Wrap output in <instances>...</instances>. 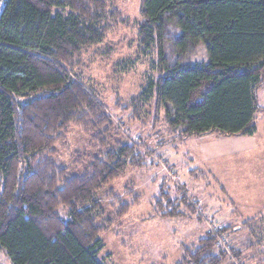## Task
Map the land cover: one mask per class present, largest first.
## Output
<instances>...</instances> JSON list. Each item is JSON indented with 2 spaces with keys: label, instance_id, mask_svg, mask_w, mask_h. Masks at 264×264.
I'll list each match as a JSON object with an SVG mask.
<instances>
[{
  "label": "trees",
  "instance_id": "trees-1",
  "mask_svg": "<svg viewBox=\"0 0 264 264\" xmlns=\"http://www.w3.org/2000/svg\"><path fill=\"white\" fill-rule=\"evenodd\" d=\"M140 15L139 44L156 51L152 68L158 77L147 80L139 98H155L178 139L253 136L264 85V0H141ZM119 16L106 0L5 1L0 251L10 264H102L104 226L98 221L104 214L96 193L128 167L146 164L132 144L110 146L111 119L76 72L80 54L101 44L112 26L123 22ZM199 45L205 61L193 63ZM73 123L98 133L101 153L83 174L69 176L51 156ZM138 199L130 204L115 197V218L124 217ZM182 207L191 212L184 197L172 198L162 184L154 217H181ZM230 232L207 231L195 246L184 248L177 264H222L225 254L216 240Z\"/></svg>",
  "mask_w": 264,
  "mask_h": 264
},
{
  "label": "rangeland",
  "instance_id": "rangeland-1",
  "mask_svg": "<svg viewBox=\"0 0 264 264\" xmlns=\"http://www.w3.org/2000/svg\"><path fill=\"white\" fill-rule=\"evenodd\" d=\"M5 1L0 0V15ZM106 1L123 22L115 23L101 44L80 54L76 72L111 119L110 146L132 144L146 164L128 167L96 193L104 214L98 221L104 226L99 261L177 264L184 248L195 246L207 231L227 227L231 232L223 234L228 253L221 250L222 264H264V85L258 90L261 110L255 115L253 136L210 133L178 139L155 98H139L147 80L158 77L152 68L156 51L139 44L141 0ZM191 61H205L203 45ZM97 134L76 123L68 125L55 142L52 160L69 176L83 174L101 153ZM162 184L172 198L184 197L191 212L182 207L181 217H154L153 202ZM115 197L130 204L132 197L139 199L116 219ZM0 264H10L1 251Z\"/></svg>",
  "mask_w": 264,
  "mask_h": 264
},
{
  "label": "built area",
  "instance_id": "built-area-1",
  "mask_svg": "<svg viewBox=\"0 0 264 264\" xmlns=\"http://www.w3.org/2000/svg\"><path fill=\"white\" fill-rule=\"evenodd\" d=\"M215 231H211V232H215ZM216 247H219L220 250H222L223 252L228 253V246H227V242L225 240V237H219V236L217 237Z\"/></svg>",
  "mask_w": 264,
  "mask_h": 264
}]
</instances>
